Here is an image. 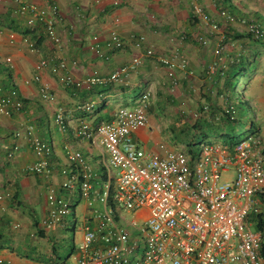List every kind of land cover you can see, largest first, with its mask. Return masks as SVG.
<instances>
[{
  "label": "crops",
  "instance_id": "obj_1",
  "mask_svg": "<svg viewBox=\"0 0 264 264\" xmlns=\"http://www.w3.org/2000/svg\"><path fill=\"white\" fill-rule=\"evenodd\" d=\"M120 1L122 4L115 7L113 0H0V98L9 99L10 104H23L20 110L10 105V116L0 114V194L6 195L3 209H0V258L11 264H77L85 229L95 230L101 236L103 225L107 230L112 228L105 224L103 217H97L95 211L106 213L98 194L105 191L107 183L112 184L110 194H113L117 170L111 168L112 174H109L108 154L99 142L77 134L81 121H87L91 127L111 122L119 108L136 107L141 96L149 93V124L134 137L142 148L156 153L162 152L161 145L164 146L163 152L185 150V145L175 140L186 125L198 118L220 120L226 107L221 89L226 76L227 53L216 54L222 36L197 20L193 12L195 2L220 25L223 32L228 31L230 35L247 34L240 17H248L264 29V0H228L227 4L241 14L234 23L219 15L221 6L216 4L217 0ZM30 5L45 10L56 8L62 48L55 47L46 35L36 45L39 32L29 34L33 31L27 25L29 14L20 12L21 7ZM113 31L122 39L123 49L109 52L104 46ZM10 33L14 34L13 40ZM142 37L144 41H141ZM200 37L207 40L205 46L199 42ZM25 38L34 44L35 50ZM226 38L222 42L224 49L229 45L223 44ZM242 44L241 40L234 44L235 53ZM151 48L157 56L177 54L186 61L185 70L176 69L178 86L171 85L168 69L155 56L146 55ZM134 57L142 58V64L120 83L80 89L64 84L50 69L41 72L39 82L35 80L36 66L43 58L52 64L62 59L67 61L66 73L77 81L95 74L108 77L130 64ZM6 58H11V62L6 63ZM74 61H77L76 66ZM260 62L259 70L249 80L247 93L242 96L250 102L256 114L248 137H259L264 142L262 58ZM44 84L49 87L52 100L42 98ZM89 102L94 103L93 108H83ZM59 110L65 112L64 129L56 124ZM30 127L53 147L48 158L49 174L37 175L30 170L39 161L27 136ZM68 147L84 155L88 171L81 164H70ZM10 153H13L12 157ZM64 169L79 180L73 189L64 187L68 178L62 174ZM86 173L92 188L87 194L80 188ZM51 192L68 201L72 211L59 226L47 230L42 221L49 211L48 195ZM92 200L93 205H89ZM109 204L119 226L124 225L133 237H138V230L128 223L134 221L141 224L138 227L145 226L147 210L133 213L137 218L128 221L121 215L124 210L116 208L111 200ZM261 205L264 212V203ZM71 220L79 226L81 237L79 243L69 249L67 258L62 260V232L69 229ZM17 224L19 228L15 227ZM102 246L101 241L95 244V248Z\"/></svg>",
  "mask_w": 264,
  "mask_h": 264
},
{
  "label": "built area",
  "instance_id": "obj_2",
  "mask_svg": "<svg viewBox=\"0 0 264 264\" xmlns=\"http://www.w3.org/2000/svg\"><path fill=\"white\" fill-rule=\"evenodd\" d=\"M121 4L120 0H113L115 7ZM20 12L22 15L29 14L27 25L31 30L42 26L48 40L55 47L62 48L63 39L57 32L60 18L56 8L45 10L30 5L21 7ZM193 12L206 28L222 36L215 51L220 55L225 39L220 25L197 2ZM219 15L229 23L236 21L226 9L221 8ZM241 24L256 38L263 37L264 29L258 23L248 24L241 20ZM9 37L13 40L14 34L10 33ZM94 40L97 38L94 37ZM144 40L142 37L141 41ZM25 41L35 50L28 38ZM199 42L205 45L207 40L200 37ZM104 48L109 52L123 49V41L117 32L111 33ZM146 55L155 56L168 69L171 85L178 86L176 69H186L184 59L177 54L157 56L152 48L147 50ZM5 62L10 63L11 58H6ZM141 64L142 58L134 57L130 64L115 70L108 77L95 74L76 81L66 73L67 61L62 59L52 64L43 58L36 66L35 80L39 82L41 72L50 69L64 84L90 89L97 84L124 82L128 74L136 71ZM73 65L76 66L77 61ZM41 94L44 100L53 99L45 84ZM10 105L20 110L23 104H10L9 99L0 98V114L10 116ZM150 105V94L145 93L136 107L119 108L111 122H103L97 127H91L87 121L79 124L77 134L86 140L99 142L108 154L109 174H112L111 168L117 173L113 194H110V183L105 185V191L98 194L106 213L95 211V215L103 217L105 224L112 228L107 230L103 225L101 236L95 230L85 229L77 264H264V233L253 230L254 225L250 222L251 214L261 213V203H264L263 140L248 137L232 148L220 142L205 141L199 145V153L195 156L184 149L163 152V145L160 146L162 152H150L142 148L134 137L137 131L148 126ZM93 106L94 103L89 102L83 108L92 109ZM65 118L64 110H59L56 124L62 129L66 127ZM27 136L39 158L30 170L37 175L49 174L48 158L53 152L52 145L36 135L32 127L28 129ZM67 155L71 165L81 164L88 171L80 151L68 147ZM9 156L12 157L13 153ZM231 171H234V177L223 181V174ZM71 173L68 169L62 170V174L68 177L64 183L68 189H73L79 182L77 176ZM88 176L86 173L80 186L85 194L92 189ZM5 197V194H0V209H3ZM110 200L116 208L128 213L147 210L145 226L138 227L134 221L128 223L138 230V237H133L127 227L119 226L115 221ZM48 202L49 211L42 225L52 230L71 214L72 207L54 192L48 195ZM88 204L93 205V200ZM98 241L103 246L95 248ZM0 264L11 263L0 258Z\"/></svg>",
  "mask_w": 264,
  "mask_h": 264
},
{
  "label": "trees",
  "instance_id": "obj_3",
  "mask_svg": "<svg viewBox=\"0 0 264 264\" xmlns=\"http://www.w3.org/2000/svg\"><path fill=\"white\" fill-rule=\"evenodd\" d=\"M227 2L228 0H217L216 4L221 6L220 9H226L235 19L241 16L240 12L233 9L232 5L227 4ZM197 20L199 19L197 18ZM240 20H244L248 24L252 22L257 23L248 17H240ZM34 32H39L38 35L40 37L36 41V45H38L43 36H45L42 26H39L36 30L30 31L29 34ZM224 34L225 38L227 37L226 44L235 47L234 44L239 40L244 44L237 50V53L232 49L231 52L226 55V61L224 63L226 76L221 89V95L226 98V107L221 113L220 120L217 122L214 119L207 120L206 118L200 117L194 123L186 125L182 129L181 136L175 140L185 145V151L192 156L198 154L199 145L210 140L211 137H215L212 138V140H216L231 148L234 147V145L238 143V132L242 129L245 122L250 121V116L248 114L250 104L249 101L245 100L244 96H242L241 85H243L247 91V89H249V80L251 76L256 73L261 66L260 60L264 56V35L263 37L256 38L254 34L248 32L246 35L237 33L230 35L228 31H225ZM223 51H225L224 48ZM243 79L244 81L241 83ZM251 126H253V124ZM250 222L253 223L257 231H263L264 233V212L251 214Z\"/></svg>",
  "mask_w": 264,
  "mask_h": 264
},
{
  "label": "rangeland",
  "instance_id": "obj_4",
  "mask_svg": "<svg viewBox=\"0 0 264 264\" xmlns=\"http://www.w3.org/2000/svg\"><path fill=\"white\" fill-rule=\"evenodd\" d=\"M224 44H225V42H224ZM203 46H205V45H203ZM235 48L236 47H233L232 45H228L227 48L225 49V53H229V52H231L232 49H235ZM262 59L264 61L263 57H262ZM243 81H244V79L241 81V83ZM241 93H243V94L247 93V91L243 85H241ZM126 99L129 100L128 97ZM249 104H250V102H249ZM249 109L250 110H249L248 114L250 116V119H249L250 121L245 122L243 124L242 129L238 132V134H237V140L238 141L246 139L251 134V129H250L251 125L253 123H255V121H256V119H255L256 114H255L254 110L250 106H249ZM212 141H213L212 138H210V140H208V142H212ZM233 177H234V171H231L227 174H223L222 180L226 181V180L231 179ZM121 212H122L121 215H122L123 219H128V221H131V220H134L137 218V217H135L136 215H133V213L128 214V213H126L127 211H125V210L121 211ZM137 224H138V226H141V224L139 222ZM78 227L79 226L75 225V222L73 220H71V223H69V229L64 230L62 232L61 246L59 245L62 249L60 252L62 260H65L67 258L68 253H69V249L71 247H73L74 244L75 245L78 244L80 241L81 232H80ZM252 229L256 230L254 226L252 227Z\"/></svg>",
  "mask_w": 264,
  "mask_h": 264
}]
</instances>
